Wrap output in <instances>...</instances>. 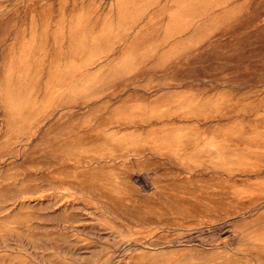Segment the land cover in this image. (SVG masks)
I'll list each match as a JSON object with an SVG mask.
<instances>
[{"label":"rangeland","instance_id":"rangeland-1","mask_svg":"<svg viewBox=\"0 0 264 264\" xmlns=\"http://www.w3.org/2000/svg\"><path fill=\"white\" fill-rule=\"evenodd\" d=\"M0 264H264V0H0Z\"/></svg>","mask_w":264,"mask_h":264}]
</instances>
